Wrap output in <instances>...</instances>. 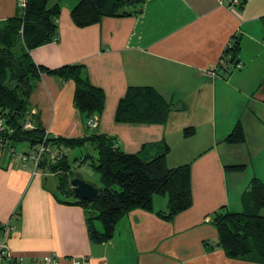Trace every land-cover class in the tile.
Here are the masks:
<instances>
[{
    "label": "crops",
    "instance_id": "1",
    "mask_svg": "<svg viewBox=\"0 0 264 264\" xmlns=\"http://www.w3.org/2000/svg\"><path fill=\"white\" fill-rule=\"evenodd\" d=\"M19 1L0 0V22L17 13ZM79 1L50 0L61 6L59 40L30 53L49 68L85 65L92 83L105 91V109L93 116L97 128H89L74 102L75 83L44 74L30 97L41 125L64 138L107 134L121 150L146 160L168 146L169 167L191 165L193 203L168 221L156 213L166 210L168 201L154 197V211L131 210L112 240L93 243L83 207L64 202L74 199L59 192L58 173L20 164L0 150V224L13 227L7 246L17 260L7 264H47L41 261L46 255L59 264H76L75 259L86 264H264L204 246L205 240H218L214 212L222 207L241 211L251 179L264 181V0H244L241 8L229 0H145L139 15L105 17L86 27L71 17ZM232 40L240 43V67L223 59ZM130 86H152L173 103L164 124L116 121L119 101ZM238 122L246 139L230 144L226 137ZM187 127L195 130L188 137ZM91 145L82 147L93 148L94 154ZM51 150L70 160L73 149ZM86 154L74 161L89 168L82 163ZM235 164L245 167L239 172L226 168ZM70 165L77 169L71 160ZM97 227L102 229L99 222Z\"/></svg>",
    "mask_w": 264,
    "mask_h": 264
},
{
    "label": "trees",
    "instance_id": "2",
    "mask_svg": "<svg viewBox=\"0 0 264 264\" xmlns=\"http://www.w3.org/2000/svg\"><path fill=\"white\" fill-rule=\"evenodd\" d=\"M244 1L242 2V7ZM145 0H80L71 10V17L78 27H86L100 22L105 17H124L139 15L144 10ZM60 4L50 5V0H26V6L20 8L14 16L0 22V117L4 121V130L0 136L5 155L16 150L10 139V131L21 135L40 136L41 141L30 144L31 148L43 143L46 146L75 149L90 142L94 154H86L82 163L99 174L102 186L99 195L93 201L75 197L70 184L76 174L71 169L68 155L52 160L51 153L45 154L39 168H48L59 175V192L72 201L66 203L83 207L89 238L93 243L103 244L112 240L120 219L134 209L154 211V197H167L166 210L156 211L165 220H172L179 213L192 206L191 165L177 167L167 164L165 152L146 160L138 154L126 153L117 145L115 138L93 133L82 138H64L47 133L41 125L38 113H31L30 97L42 75H54L64 81L75 83L74 102L85 115L86 122L105 109V91L92 83L85 65L65 64L49 68L37 64L31 57V51L41 45L58 41V18ZM226 48L223 59L237 65L240 51L239 40ZM227 71L229 69L227 68ZM173 109V103L152 86H130L120 99L115 119L120 123L164 124ZM33 124L32 129H23L26 120ZM193 127L184 130L185 136L194 134ZM246 139L240 122L227 135L230 144L242 143ZM52 151V150H51ZM28 152V151H27ZM26 153V152H25ZM244 165H228L232 172H239ZM243 209L232 211L226 207L214 212L212 223L217 229L218 240L204 241L207 250L220 247L231 258L264 263V181L253 177L249 187L242 195ZM97 222L101 228L97 227ZM10 224V223H9ZM11 226V225H10ZM4 224H0V237ZM17 260L13 257L8 263Z\"/></svg>",
    "mask_w": 264,
    "mask_h": 264
},
{
    "label": "built area",
    "instance_id": "3",
    "mask_svg": "<svg viewBox=\"0 0 264 264\" xmlns=\"http://www.w3.org/2000/svg\"><path fill=\"white\" fill-rule=\"evenodd\" d=\"M230 1V6L237 8L239 6H241L242 2L244 0H229ZM19 7L20 8H24L26 6V0H20L19 1ZM233 42L230 41L227 45V49L232 47ZM238 67L241 66V64H237ZM31 113L35 114L36 110L35 109H31ZM87 125L89 128L91 129H95L98 126V118L97 117H91L87 120ZM33 128V124L32 122L28 119L26 120V122L23 124V129L27 130V129H32ZM4 130V121L2 119V117H0V134L1 132H3ZM13 130L10 131V133H12ZM48 133V132H47ZM3 146V142H2V138L0 136V147ZM63 150V148H62ZM49 152L51 151L50 146H46L43 143H40L38 145H36L35 147H33L30 151L28 152H16L14 150H11V154L15 157V159L20 163V164H28V163H32L35 169L39 168V164L40 162L43 160L45 154H50ZM64 153L63 152H59L57 156H55V152L51 153V157L52 160H56L62 157ZM13 230V227L10 226L9 223L4 224V228L2 229V234L0 237V262L1 264H7L11 259H13V256L11 255V253L9 252L8 246H7V237H8V233L9 231ZM41 261L47 264H59V261L56 259L55 256L52 255H46L43 256L41 258ZM76 264H86L87 260L85 259H75L74 260Z\"/></svg>",
    "mask_w": 264,
    "mask_h": 264
},
{
    "label": "water",
    "instance_id": "4",
    "mask_svg": "<svg viewBox=\"0 0 264 264\" xmlns=\"http://www.w3.org/2000/svg\"><path fill=\"white\" fill-rule=\"evenodd\" d=\"M10 139L13 142H28L30 144L35 143L36 141H41L40 136L28 137L21 135L17 131H13L10 135ZM70 184L73 188L75 197L82 200L93 201L99 195V187L95 184L84 180L80 174H75L70 180Z\"/></svg>",
    "mask_w": 264,
    "mask_h": 264
},
{
    "label": "rangeland",
    "instance_id": "5",
    "mask_svg": "<svg viewBox=\"0 0 264 264\" xmlns=\"http://www.w3.org/2000/svg\"><path fill=\"white\" fill-rule=\"evenodd\" d=\"M73 1L74 0H64V2H67V3H71ZM15 146L18 148V149H16L17 152L22 153L23 150H28V148L30 147V143H28V142H17V143H15ZM88 146H90V145H88ZM92 151H93V148L91 149V147H87V146L81 147V148H75L71 152L70 160L73 164L75 163V166L77 168L75 171L77 174H80L84 180L91 182V183H94L100 187V186H102V183L100 181L99 174L96 173L95 171H93L90 167L88 168V167L84 166L83 164H80L79 162L76 163L74 161L75 157L78 156V158H79V156L81 154H83V153L85 154L87 152H89V154H90V153H92ZM155 200H158L157 202H161L163 200L167 201V197L162 196V195H156Z\"/></svg>",
    "mask_w": 264,
    "mask_h": 264
}]
</instances>
